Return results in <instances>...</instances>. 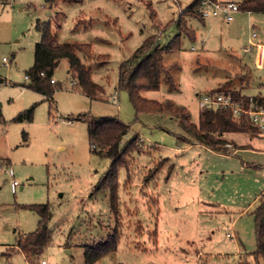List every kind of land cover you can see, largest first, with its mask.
<instances>
[{
  "label": "rangeland",
  "instance_id": "374dc122",
  "mask_svg": "<svg viewBox=\"0 0 264 264\" xmlns=\"http://www.w3.org/2000/svg\"><path fill=\"white\" fill-rule=\"evenodd\" d=\"M192 1L0 0V264H88L85 247L107 239L113 230L119 235L117 250L93 264H197L198 250H204V259L209 252H229L211 255L210 264H239L240 255L232 249L237 243L242 251L256 250L250 211L264 193V138L251 132L230 133L241 143L253 137V147L236 152L233 146L220 152L193 140L180 142L178 137L185 132L176 117L137 113L128 92L117 88L121 63L153 34L167 44L178 32L168 23ZM260 15L261 21L250 18L242 28L238 23L243 42L264 44V13ZM38 20L53 22L59 42H87L95 56H106L102 65L82 56L100 86L96 96L75 89L67 59L54 71L52 97L25 86L41 38L35 27ZM189 25L196 38L183 35L181 49L164 55L167 66L176 63L170 70L175 87L163 75L160 87L143 90V96L186 106L190 119L198 122L199 96L205 92L248 81L246 93L264 95V67L256 66V51L227 47L220 31L204 44L202 22L191 18ZM234 55L242 56V63ZM32 105V121L14 119ZM79 113L118 117L130 125L123 141L136 133L143 141L132 153L129 168L119 169L116 209L110 188L96 189L110 159L93 151L88 122L76 118ZM13 178L19 181L16 191ZM40 203H49L53 211L52 241L28 259L11 249L20 236L37 228L40 216L30 205ZM235 230L239 234L230 237Z\"/></svg>",
  "mask_w": 264,
  "mask_h": 264
},
{
  "label": "trees",
  "instance_id": "16d2710c",
  "mask_svg": "<svg viewBox=\"0 0 264 264\" xmlns=\"http://www.w3.org/2000/svg\"><path fill=\"white\" fill-rule=\"evenodd\" d=\"M49 3L71 2L82 3L84 0H46ZM203 0H193L176 19L171 20L168 25L175 24L178 28L177 34L165 45L160 42V35L153 34L135 50V52L120 65L118 89L126 90L130 101L137 113L148 111L168 113L176 117L179 125L185 132L179 135L180 142L197 141L216 151H227L226 144L229 141L225 134L230 132L259 133L258 128L248 118H235L230 108H201L198 122L190 119V112L186 106L176 105L171 100L159 101L146 98L142 95L143 90H155L160 87L162 76L166 77L170 87H175L174 78L170 72L176 63L167 66L164 55L167 52L181 49L183 35L196 38V31L189 26L188 19L195 17L203 20L205 17L201 11ZM151 4V3H149ZM240 10L264 12V0H241ZM155 15L154 10H151ZM57 27L60 23L57 21ZM36 29L41 33L40 40L35 45L33 65L27 70L29 83L26 87L38 91L46 96L52 97L56 82H52L55 69L63 59L69 61V70L72 78H75V89L81 90L90 96H96L101 90L98 83L92 78L91 68L82 59H95L97 65L106 62V56H95L92 46L87 42H59L57 33L54 31L52 21L38 20ZM3 81L0 75V82ZM238 99H248L249 96L233 92ZM264 101V96H255ZM35 106L20 111L14 118L17 121H32ZM76 118L88 122L89 136L93 151L100 153L110 159V165L101 177L96 189L100 190L108 186L111 190L110 198L117 208L119 194L118 172L121 167L130 166V157L137 151L142 140L136 133L128 141H123L127 135L130 125L118 117H95L89 113H79ZM72 119V117H70ZM168 161L166 158L157 166H162ZM159 168V167H158ZM173 170L170 165L167 178ZM30 207L39 214L37 228L29 233H24L18 239L14 249L25 254L28 259L38 256L52 241V232L49 229V221L52 217V208L49 203L32 204ZM255 218V235L257 248L242 256L239 264H264V197L250 211ZM119 235L116 230L109 234L108 238L93 246L85 247V262L93 264L101 256L117 250Z\"/></svg>",
  "mask_w": 264,
  "mask_h": 264
},
{
  "label": "crops",
  "instance_id": "0c3cea01",
  "mask_svg": "<svg viewBox=\"0 0 264 264\" xmlns=\"http://www.w3.org/2000/svg\"><path fill=\"white\" fill-rule=\"evenodd\" d=\"M218 1H222V2H228V1H233V2H237L239 3L241 0H238V1H235V0H218ZM240 11H244V10H240ZM248 14L246 15L245 13H237V16L235 17L234 16V19L231 20V21H227L225 20L224 18H221V17H214V16H209V17H205L203 20H200L203 24V28H202V42L205 44L209 41V38L208 36H210L211 34L213 33H216V31H220L221 32V35L223 36V39H226L225 40V45H227V47H231V48H234V47H237L238 46V49H243L245 52H255L256 51V59H255V64L258 68H263L264 67V50L263 51H259L258 48L256 46H253L254 43H261L260 41H255V40H250L248 43L245 41L243 42V31L238 34V23L241 24V28L244 24V22H247L248 20L251 19H255L256 21H261L262 20V13L264 12H258V11H247ZM192 18H195V17H192ZM191 18L188 19V24H189V20ZM235 21V22H234ZM190 26V25H189ZM194 29V28H193ZM225 35V37H224ZM197 36V34H196ZM257 36V34H256ZM222 39V40H223ZM213 43V42H212ZM264 46V44H262ZM252 46V48H250ZM237 59H239L240 56L238 55H234ZM243 61V58L242 56L240 57V62L242 63ZM241 68H243V66H241ZM68 72L70 73V70L68 69ZM246 75H244L245 77ZM229 84V83H228ZM249 86V83L248 81L247 82H242L240 85H238L237 87H225V90L224 91H231V92H235V93H240L242 95H245V96H256V95H261V96H264L261 92L258 93V94H248L245 92V88ZM102 93V92H101ZM230 133H242V132H230ZM230 133H227L225 134V137L226 139L229 141V143L232 144L233 148L235 147V152L236 151H239L243 148H246V147H253L252 145V141H253V137H251L250 141L246 142V143H241V142H238L236 141L233 137H230L229 134ZM259 138H264V133H257L256 134ZM194 143H197V144H200V145H203L197 141H194ZM205 147H207L206 145H203ZM209 148V147H208ZM211 149V148H210ZM213 150V149H212ZM227 151H230V149H228ZM221 152V151H220ZM224 152V151H222ZM169 177L171 178V176L169 175ZM167 178L166 179H170V178ZM264 197V193L263 194H260L257 196V200L256 202L254 203L255 206L258 204L259 200L261 198ZM157 201V200H156ZM206 204H209L211 206H217L218 203L216 202H204ZM252 210V209H251ZM153 234L155 236L158 235V229H157V226L155 228V230L153 231ZM239 232L238 231H233L231 233H229V236L230 237H236V235H238ZM233 249V253L235 254H239L240 255V259H242V256H249L251 252L253 251H242V248L240 246V244H236L235 247L232 248ZM225 250H222V251H214V252H209V257H206L205 259L203 258V255H204V250H198L197 251V264H210V259L212 258L211 255H215V257H218L220 255H223V254H228L229 252L225 251Z\"/></svg>",
  "mask_w": 264,
  "mask_h": 264
},
{
  "label": "built area",
  "instance_id": "2783aa9c",
  "mask_svg": "<svg viewBox=\"0 0 264 264\" xmlns=\"http://www.w3.org/2000/svg\"><path fill=\"white\" fill-rule=\"evenodd\" d=\"M201 11L204 17L214 16L221 17L227 21L234 19L237 12L240 11L239 3L228 1L222 2L218 0H203L201 3ZM182 9H180V13ZM256 36V33H254ZM259 51L264 50L261 43H254ZM252 48V46L250 47ZM5 62L8 61L6 57L3 58ZM29 79V76H25ZM55 82V79H52ZM74 84L77 82L75 78L72 81ZM199 103L201 108H230L235 118H248L258 128L261 133H264V101H260L255 96H249L248 99H238L231 91H216L211 90L199 96ZM226 146L231 147V143ZM94 148V145H92ZM10 175L13 177V169L10 168ZM19 181L15 178L11 181L13 191L17 190Z\"/></svg>",
  "mask_w": 264,
  "mask_h": 264
}]
</instances>
